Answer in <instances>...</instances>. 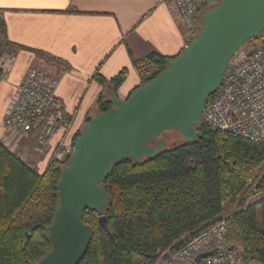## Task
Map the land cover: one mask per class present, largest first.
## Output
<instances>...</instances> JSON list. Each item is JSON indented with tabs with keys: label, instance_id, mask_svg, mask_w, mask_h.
Returning a JSON list of instances; mask_svg holds the SVG:
<instances>
[{
	"label": "trees",
	"instance_id": "16d2710c",
	"mask_svg": "<svg viewBox=\"0 0 264 264\" xmlns=\"http://www.w3.org/2000/svg\"><path fill=\"white\" fill-rule=\"evenodd\" d=\"M202 25L199 20L188 43ZM0 32L2 44L10 45L1 21ZM252 39L263 42L264 30L246 41ZM176 57L159 53L133 57L137 69L154 70L150 77L142 76L140 85L158 77ZM127 74L128 68H123L110 79L95 76L109 82L116 93ZM2 76L0 68V81ZM97 106L106 112L113 103L101 95ZM196 128L193 140L183 139L139 162L124 158L112 167L101 184L110 197L107 224H101L96 211H85L83 221L94 228V236L80 264H156L164 251L180 248L222 218L226 202L236 200L239 209L227 219V240L246 256L264 262V197L242 198L254 177L255 192H264V144L222 133L206 120ZM66 163L52 159L40 170L0 141V264H32L51 249L48 226L59 203L57 182Z\"/></svg>",
	"mask_w": 264,
	"mask_h": 264
},
{
	"label": "water",
	"instance_id": "95a60500",
	"mask_svg": "<svg viewBox=\"0 0 264 264\" xmlns=\"http://www.w3.org/2000/svg\"><path fill=\"white\" fill-rule=\"evenodd\" d=\"M202 20L200 32L158 77L126 100L112 96L113 107L84 127L57 182L59 203L47 232L51 249L32 264H80L94 236L83 221L85 211H96L107 224L110 197L101 184L112 167L124 158L139 162L159 154L166 130H178L185 140L197 136L207 99L220 86L230 58L264 30V0H219ZM219 248L199 254L197 261Z\"/></svg>",
	"mask_w": 264,
	"mask_h": 264
},
{
	"label": "crops",
	"instance_id": "0c3cea01",
	"mask_svg": "<svg viewBox=\"0 0 264 264\" xmlns=\"http://www.w3.org/2000/svg\"><path fill=\"white\" fill-rule=\"evenodd\" d=\"M0 21L10 43L0 44V57L9 64L0 81V141L44 169L48 157L33 152L31 139L16 142L18 148H12L15 138L3 125L31 67L58 79L57 94L73 117L64 139L70 136L71 143L87 119L100 113L94 104L101 95L126 100L141 84L133 57L178 56L194 35L193 28L178 18L173 0H0ZM123 68H128V74L116 93L109 82L102 83L95 76L99 73L110 79ZM61 138L58 132L52 147Z\"/></svg>",
	"mask_w": 264,
	"mask_h": 264
},
{
	"label": "built area",
	"instance_id": "2783aa9c",
	"mask_svg": "<svg viewBox=\"0 0 264 264\" xmlns=\"http://www.w3.org/2000/svg\"><path fill=\"white\" fill-rule=\"evenodd\" d=\"M178 18L192 23L199 11L215 0H173ZM0 44L4 36L0 32ZM8 62L0 57L3 76ZM147 67H142V73ZM58 79L39 67H31L10 104L3 125L18 142L32 140V150L39 156L59 162L68 161L75 142L66 143L73 117L57 94ZM204 120L222 133H231L264 144V41L249 51L239 50L229 60L220 86L209 96ZM62 132L58 144L52 139ZM17 142V143H16ZM227 219L222 217L185 245L161 254L156 264H264L246 256L227 242ZM220 247L214 254L197 261L199 254ZM222 247V248H221ZM165 253L168 255L162 256ZM161 261V262H160Z\"/></svg>",
	"mask_w": 264,
	"mask_h": 264
},
{
	"label": "rangeland",
	"instance_id": "374dc122",
	"mask_svg": "<svg viewBox=\"0 0 264 264\" xmlns=\"http://www.w3.org/2000/svg\"><path fill=\"white\" fill-rule=\"evenodd\" d=\"M218 1L219 0H215V2H218ZM201 19H202V17L200 15H198L197 18L192 23H187V24H189L193 28V33H194V30H196V28H197V24L199 23V20L201 21V23H203V20H201ZM256 43H259V41L254 40V39H252L250 41H245L243 43L242 47L239 50L242 49L244 51H249L251 49V47L254 44H256ZM228 64H229V62H228ZM153 72H154L153 69L146 68L145 71H143L141 75L143 76V78H147V77H150ZM95 106H97V105L94 104V107ZM68 137L69 138H67V140H66L67 143L70 141V136H68ZM161 138L166 141L165 147L172 146V145H174L176 143L181 142L184 139L182 133L179 132L176 129H171V130L164 131L163 134L161 135ZM39 169L40 170H44V168H39ZM258 174H260V171H257L256 172V176ZM257 180H258V177H254V178L250 179L249 186H248L247 190L242 194V198L245 197V198H248L250 201H252L254 199L256 200V199H261V198L264 197V192H260V193L255 192V185H256ZM237 209H239V207H238V201L237 200L236 201H228V202H226L225 208H224L223 217L226 218V219H228L231 216V214L234 211H236ZM260 218H261V214H260ZM227 233H228V231H227ZM226 238H227V235H226ZM227 242L230 244V242L228 240H227ZM162 256H165V255H162Z\"/></svg>",
	"mask_w": 264,
	"mask_h": 264
},
{
	"label": "flooded vegetation",
	"instance_id": "af4514ba",
	"mask_svg": "<svg viewBox=\"0 0 264 264\" xmlns=\"http://www.w3.org/2000/svg\"><path fill=\"white\" fill-rule=\"evenodd\" d=\"M153 142H154V143H153ZM151 143H152L153 145H155V144H156V140L152 141Z\"/></svg>",
	"mask_w": 264,
	"mask_h": 264
}]
</instances>
